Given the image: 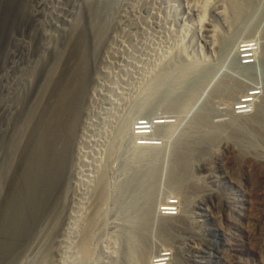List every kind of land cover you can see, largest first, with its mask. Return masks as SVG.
I'll return each instance as SVG.
<instances>
[{
    "label": "rangeland",
    "instance_id": "obj_1",
    "mask_svg": "<svg viewBox=\"0 0 264 264\" xmlns=\"http://www.w3.org/2000/svg\"><path fill=\"white\" fill-rule=\"evenodd\" d=\"M228 1L0 0V264H152L162 252L173 254L169 264H264V178L249 162L231 164L221 146L264 156V127L254 121L264 119V0L240 19ZM242 47L253 57L246 66ZM182 68L183 84L165 83ZM191 83L200 88L180 110L172 101ZM250 87L259 98L237 103ZM57 101L70 116L64 133L57 120L50 125ZM199 115H207L208 140L175 189L174 148ZM167 116L176 129L168 142L158 139L164 157L147 215L143 186L132 189L135 201L122 190L146 169L131 159V139L158 133ZM103 171L109 194L89 224Z\"/></svg>",
    "mask_w": 264,
    "mask_h": 264
},
{
    "label": "bare ground",
    "instance_id": "obj_2",
    "mask_svg": "<svg viewBox=\"0 0 264 264\" xmlns=\"http://www.w3.org/2000/svg\"><path fill=\"white\" fill-rule=\"evenodd\" d=\"M211 1V0H210ZM227 1V0H226ZM224 2V1H223ZM259 2V0H229L228 1V3L229 4H226V5H228L229 6V9L230 10H228V11H230L231 12V14H232V16L233 17H235V18H239V17H241L246 11H249L250 9H252L253 7H254V5L256 4V3H258ZM211 3V2H210ZM227 3V2H226ZM203 5H205V3L203 4ZM207 6H208V4H206ZM206 6V7H207ZM257 7V6H256ZM201 9H204V7H200ZM199 8H197V10H198ZM225 9H227L226 7H225ZM256 9V8H255ZM205 10H206V8L203 10L204 12H205ZM199 12V11H198ZM201 12V11H200ZM254 12H255V10H254ZM254 12H251V13H253L254 14ZM252 14V15H253ZM198 15V14H197ZM250 15V14H249ZM232 16H231V18H232ZM243 17V16H242ZM227 18V17H226ZM240 19V18H239ZM233 20H234V18H233ZM210 29V28H209ZM214 30V29H213ZM203 32V31H202ZM209 32H212V31H210L209 30ZM208 32V33H209ZM202 34V33H201ZM211 34V33H210ZM209 34V35H210ZM204 35V37H205V34H203ZM208 35V37L210 38V36ZM214 37V36H213ZM209 38H207L208 40H209ZM212 38V37H211ZM211 38H210V41H211ZM214 39V38H213ZM206 40V39H205ZM213 42V41H212ZM211 42V43H212ZM211 43H209L210 45H211ZM208 47V46H207ZM228 48V47H227ZM233 48V47H232ZM240 48V47H239ZM229 49L230 48H228L227 50L229 51ZM233 50H234V48H233ZM239 52V51H238ZM240 52H241V55H240V58H241V60H243V58H246V60H245V62H249V61H251V57H252V55L250 54V53H247V52H249V47H242L241 49H240ZM81 55V54H80ZM239 56V55H238ZM241 56H245V57H241ZM241 62V64H242V62L243 61H240ZM82 63H83V61H82ZM172 63V62H171ZM170 63V64H171ZM80 64V63H79ZM190 63L188 62V63H186V65H189ZM192 64V63H191ZM245 64H247V63H244L243 65H245ZM82 65V64H81ZM20 67H22V66H20ZM84 68V67H83ZM21 69V68H20ZM171 69V68H170ZM180 69V68H179ZM173 70H174V68H173ZM190 70V69H189ZM192 70V72H193V68L191 69ZM255 70V69H254ZM175 71H177V70H175ZM207 71V70H206ZM191 71H190V74L192 73ZM173 73V72H172ZM188 73V70L186 69V68H182L181 69V71H178V73H176V76H174L173 77V75H171V76H168L169 77V80L171 79V80H173V78L175 79L177 76L179 77V80L178 79H176V80H173V82L171 81V82H169V81H166L165 79H166V74H165V76H164V78L165 79H163V77H161V76H158V78L156 79V80H158V85L159 86H161V84L164 82V80H165V83L166 84H168V85H170V86H172V88H174V86H179V84H181L183 81V79L185 78V77H187V74ZM211 73V72H210ZM169 74V73H168ZM167 74V75H168ZM187 74V75H186ZM209 74V73H208ZM159 75V74H158ZM194 75V74H193ZM190 77V76H189ZM188 78V77H187ZM168 79V78H167ZM193 79V78H192ZM67 80V79H66ZM69 80V79H68ZM155 80V79H154ZM76 81H78V80H76ZM182 81V82H181ZM224 81V80H223ZM231 81V80H230ZM156 82V81H155ZM226 83H227V80H226ZM183 84V83H182ZM194 84V83H193ZM193 84L191 83L190 84V88H189V90L187 91L186 90V92L184 93V94H182V95H180V96H177V98H175L174 97V99L175 100H173L172 102H174V103H177L178 104V106H179V108H180V110L181 109H184V108H186L187 106H189L190 105V102L192 101V99H193V96L195 95V90H194V88H200V87H198V86H195L194 85V87H193ZM196 85L198 84V83H195ZM201 84V83H200ZM224 84H225V82H223L222 83V86H224ZM237 84V83H236ZM155 85V84H154ZM235 84H232V86H234ZM185 86V85H184ZM238 87V86H237ZM240 87V86H239ZM244 87V86H243ZM152 88V87H151ZM161 88V87H160ZM181 88V87H180ZM186 88H187V86H186ZM16 89V88H15ZM162 89V88H161ZM235 89V88H234ZM260 89V88H259ZM20 90V89H19ZM79 90H81L80 88H79ZM147 90V89H146ZM149 90H151V89H149ZM16 91H18V90H16ZM82 91H83V89H82ZM198 91V90H197ZM221 91V90H220ZM262 91V90H261ZM0 92H1V90H0ZM24 92V91H23ZM76 92V91H75ZM157 92V91H156ZM159 92V91H158ZM181 92V91H180ZM2 93H4V92H2ZM18 93V92H17ZM81 93V92H80ZM151 93V92H150ZM243 93V92H242ZM67 94V93H66ZM75 94V93H74ZM153 94V93H152ZM152 94H150L151 95V97H152ZM157 94V93H156ZM160 94L162 95V91L160 92ZM224 94V93H223ZM258 94H261L260 93V91L256 88V87H250V88H246V90L244 91V93L243 94H239V98H238V100H237V103H239L240 105H242L243 103H251V101H253L254 99H256L258 96ZM7 95V94H6ZM83 96L85 95L84 93L82 94ZM149 95V96H150ZM163 95H164V98L165 97H168L167 96V94L166 93H163ZM1 96V95H0ZM69 96V95H68ZM229 96H230V94H229ZM71 97V96H70ZM69 97V98H70ZM2 98V97H1ZM63 98H65V96H63ZM67 98V97H66ZM69 98H67V99H69ZM79 98V101H81V99H80V97H78ZM150 98V97H149ZM153 98H155V97H153ZM152 98V101L153 100H155V99H153ZM163 98V99H164ZM259 98V97H258ZM7 99H9V98H7ZM71 99V98H70ZM165 99H167V98H165ZM71 100H73V99H71ZM84 100V99H83ZM168 100V99H167ZM21 101V100H20ZM64 101H66V100H64ZM67 101H70V100H67ZM79 101H78V103H79ZM228 101V100H227ZM58 102V101H57ZM74 102H75V100H74ZM151 102V101H150ZM150 102H149V104H150ZM254 102V101H253ZM58 103H60L59 104V106H58V111L56 110H53L52 111V113H51V118H50V125H51V122H52V120H57L58 121V123L60 124V126H61V131L64 133L65 132V130L67 129V125H66V121L67 120H69L70 119V116H68L67 118H66V112H65V110H64V106H63V103H61V102H58ZM171 103V102H170ZM69 104V103H68ZM147 104H148V102H147ZM73 105V107H74V105L75 104H72ZM146 105V104H145ZM147 106V105H146ZM145 106V107H146ZM176 106V105H175ZM79 107H80V103H79V105H78V109H79ZM244 107V106H243ZM259 107V106H258ZM76 108V107H75ZM229 108V107H228ZM180 110H178V111H180ZM231 110V109H230ZM77 111H79V110H77ZM235 111V110H234ZM252 111V110H251ZM50 113V112H49ZM69 113V112H68ZM75 113H76V110H75ZM80 113H81V111H80ZM181 113H183V112H181ZM207 113V112H206ZM206 113H204V114H206ZM74 114V113H73ZM72 114V115H73ZM179 114V113H178ZM69 115H70V113H69ZM79 115V114H78ZM250 115V114H249ZM255 115V114H254ZM256 115H257V113H256ZM207 116V115H206ZM206 116L205 115H199L198 117H196V119L194 120V122L192 123V126H191V129H190V132L188 133V132H186V134L188 133V135H187V137H181L180 138V140H178L177 142H176V146L175 147H177L176 149L174 148V150H176L175 151V153L172 155L173 156V164H172V162H171V164H172V179H171V185H172V187H175V189L176 188H178V187H180L184 182H186V180H189L190 179V177L192 176L191 175V165H192V163H193V161H194V159H195V150H196V147H198L204 140H208V136H204V132L209 128V124L207 123V118H206ZM79 117V116H78ZM170 117L171 116H167V118L168 119H162L163 121H162V123L161 122H159V123H161L162 125H160V127H162V129L160 130V129H158L159 131H158V133L155 131V133H151L150 132V135H146V133L145 134H141V133H138V135H135V136H133L132 137V139H131V141H132V152H131V156H132V158L131 159H134L135 160V162H136V164L137 163H139V165L140 164H144L145 165V170L140 174L141 175V178H140V180H139V183H137V184H135V185H133L132 186V180H130L129 182H127L124 186H123V188H122V190L124 191V192H127L126 194H129L130 195V197H132V199L135 201V199H136V196H135V193L132 191V189H137V188H139L140 186L142 187L143 186V191L141 192V194H137L138 195V199H140V202H141V200H142V205H143V207H142V209L144 208V210L146 211V214L148 215L149 213H151V211H150V208H151V205H152V194H153V192H154V186H155V184H156V182H157V178H158V175H159V172H160V169L159 168H161L160 166H158L159 164V162H160V160H161V158H163L164 156H163V150L161 151L160 150V147H162V146H159L160 144H161V141H159L158 139H168L170 136H171V134H173V132H174V130L176 129V124H173L175 121H173L172 119H170ZM80 118V117H79ZM78 118V119H79ZM77 119V118H76ZM75 119V120H76ZM154 119V118H153ZM155 119H158V118H155ZM154 119V120H155ZM152 120V119H151ZM159 121V120H158ZM161 121V120H160ZM255 122H260L261 124H262V126L264 127V119L262 118V116H261V114H260V116L258 115V116H256V118H255V120H254ZM146 122V121H145ZM149 122H150V120H149ZM152 122H153V120H152ZM157 123V122H156ZM158 123V124H159ZM260 123H259V125H260ZM74 124V123H73ZM153 124V123H152ZM151 124V125H152ZM66 125V126H65ZM70 125H71V123H70ZM143 125H140V126H138L139 127V129H140V127H142ZM159 126V125H158ZM250 126V125H249ZM155 127V126H154ZM248 127V126H247ZM262 127V128H263ZM70 128H73V127H70ZM156 129V128H155ZM154 129V130H155ZM261 129V128H260ZM68 131V130H67ZM249 134H253V135H260V133L262 132H260L258 129H256V128H254V127H250L249 128ZM214 133V132H213ZM185 134V135H186ZM203 134V135H202ZM140 135H143V136H140ZM236 135V134H235ZM237 135H239V133L237 134ZM236 135V136H237ZM241 135V134H240ZM182 136V135H181ZM184 136V135H183ZM235 136V137H236ZM130 137V136H129ZM128 137V138H129ZM240 136H238V138H239ZM245 137V136H244ZM212 139H213V137H211ZM216 138V137H215ZM263 138V137H262ZM177 140V139H176ZM206 140V141H207ZM167 141V140H166ZM210 141V140H209ZM218 141V140H217ZM118 141L116 140V143H117ZM168 142V141H167ZM213 143V142H212ZM227 143V142H226ZM116 145V144H115ZM159 146V147H158ZM209 146V145H208ZM221 146H223V150L224 151H226L227 153H228V155L227 156H229L228 157V161L231 163V164H239V163H242V165H243V163L245 164V162L247 163V162H249V164H250V167H248V169H250V168H252V170L254 169V171H256V172H258L259 174H261L262 175V179L264 178V156H249L248 154H246V153H244V152H242V151H239V150H237L235 147H233V146H230V144H223V145H221ZM167 147V146H166ZM164 148H165V146H164ZM210 149V148H209ZM29 150H31V149H29ZM26 151V150H25ZM225 153V152H224ZM226 154V153H225ZM147 160H150V161H147ZM147 162V163H145V162ZM149 163V164H148ZM161 163V162H160ZM136 164H134L133 163V165H136ZM249 164H248V166H249ZM14 165V164H13ZM12 166V165H11ZM234 166V165H233ZM136 167V166H135ZM235 167H236V165H235ZM247 167V166H246ZM137 168V167H136ZM139 168V167H138ZM138 168H137V170L136 171H134V175H137L138 173H137V171H138ZM171 168V167H170ZM144 169V168H143ZM204 169H207V167H205L204 166ZM247 169V168H246ZM140 170V169H139ZM252 170H248V171H252ZM140 171H142V169L140 170ZM254 171H253V173H254ZM171 172V171H170ZM11 173V172H10ZM252 173V174H253ZM16 174V173H15ZM99 174V173H98ZM100 178L98 179V182H97V185H96V188H95V190H94V192H96V194L93 196L94 198H93V210H95V212H94V214L90 217V219L88 220V222H89V224H92V223H94V222H96L95 220H96V218L97 217H95L96 215H100L101 214V212H102V208H101V205L103 204L102 202H104L105 200H106V198H107V196H108V194H109V189L110 188H108V183L109 182H107V178H106V173L103 171V172H100ZM171 174V173H170ZM11 176V175H10ZM9 176V177H10ZM13 176V175H12ZM171 178V177H170ZM259 178V177H258ZM2 179H4V178H2ZM249 179V178H248ZM7 180V179H6ZM9 181V180H8ZM15 181V180H14ZM5 182V181H4ZM261 183H259L258 185H257V188H258V191H261L260 192V196H262V199H261V201H262V206L264 207V179H263V181H260ZM3 183V182H2ZM6 183V182H5ZM7 185H10V183L9 184H7ZM13 186V185H12ZM253 186V185H252ZM9 187V186H8ZM7 187V188H8ZM198 187V186H197ZM0 188H3V187H1L0 186ZM9 188H11V187H9ZM9 188H8V192H9ZM253 188V187H252ZM0 190H2V189H0ZM3 191H4V189L2 190V192L1 193H3ZM5 191H7V190H5ZM5 191H4V193H5ZM263 195H262V194ZM8 194V193H7ZM94 194V193H93ZM6 195V194H5ZM208 195L212 198V199H216L221 205V207L223 206L224 207V209L225 210H227L228 208H230V206H231V202L229 203V201H230V199L229 198H226V199H224V200H220L221 199V197H220V195H218V193H216V192H214V191H210L209 193H208ZM11 197V196H10ZM8 198V197H7ZM6 198V199H7ZM225 198V197H224ZM187 200V199H186ZM249 203V202H248ZM261 204V203H260ZM129 205V204H128ZM189 205V204H188ZM130 206V205H129ZM175 206H177L178 207V205H175ZM250 206V205H249ZM171 207H173V206H171ZM176 207V208H177ZM140 208H141V206H140ZM184 208H185V206H184ZM2 209V208H1ZM91 209V208H90ZM3 211V210H2ZM99 212V213H96V212ZM150 211V212H149ZM0 212H1V210H0ZM149 212V213H148ZM174 212V211H173ZM173 212L171 213L172 215H174L173 214ZM175 213V212H174ZM177 213V212H176ZM163 214V213H162ZM142 215H144V214H142ZM160 215V214H159ZM165 215V214H164ZM163 215V216H164ZM175 215H177V214H175ZM261 215V214H260ZM140 216H141V214H140ZM167 217H165V222H168L169 220H172L173 218L169 215H166ZM179 216V215H178ZM177 216V217H178ZM180 216H182V217H186L187 215H185V214H182V215H180ZM101 216H99V218H100ZM105 218V217H104ZM146 218V217H145ZM161 218H162V216H161ZM181 218V217H180ZM258 218H260V217H258ZM161 220H163V219H161ZM185 220V219H184ZM187 220V219H186ZM100 221V220H99ZM102 221V220H101ZM100 221V222H101ZM247 221H249L248 219H247ZM261 221H264V218H263V216H262V219H261ZM99 222V223H100ZM163 222V221H162ZM260 222V221H259ZM258 222V223H259ZM87 223V222H86ZM97 223V222H96ZM168 223H170V222H168ZM181 223H182V221H181ZM262 223H264V222H262ZM95 224V223H94ZM102 224V223H101ZM104 224V223H103ZM99 225V224H98ZM85 226V225H84ZM97 225H95V227H96ZM99 227V226H98ZM162 227L164 228V229H167V228H169V226H168V224H166V223H164L163 225H162ZM86 228V227H85ZM94 228V227H93ZM84 229V228H83ZM88 230V229H87ZM86 230V231H87ZM90 230H92V229H90ZM98 230V229H97ZM249 230V229H248ZM248 232V235H250V232L249 231H247ZM85 233H87V232H85ZM85 233H84V235H85ZM89 233H91V232H89ZM98 233V232H97ZM88 236H90V235H88ZM251 236V235H250ZM84 239V238H83ZM83 243V242H82ZM84 244V243H83ZM92 244V243H91ZM87 246V245H86ZM233 247V248H232ZM228 249L227 250H234V246H232V245H228V247H227ZM165 251V250H164ZM135 255V254H134ZM228 255V254H227ZM172 258H173V254H171V253H166V252H162L159 256H158V258H156L155 260H152V264H169V261L170 260H172ZM141 259V258H140ZM178 260V259H177ZM143 262V261H142ZM177 263V262H176ZM135 264V263H134ZM179 264H180V262H179Z\"/></svg>",
    "mask_w": 264,
    "mask_h": 264
},
{
    "label": "built area",
    "instance_id": "obj_3",
    "mask_svg": "<svg viewBox=\"0 0 264 264\" xmlns=\"http://www.w3.org/2000/svg\"><path fill=\"white\" fill-rule=\"evenodd\" d=\"M241 57H245V56H241ZM245 60H246V58H243V60H241V61H243L242 64L247 63V64H245L244 66H246V65H248L249 63L253 62V61H252V60H253V57H251V61H249V62H245ZM239 106H240V105H239ZM239 106L236 107V109H235V110L238 111V112L240 111V109L243 108L242 106H240V107H239ZM246 109H247V108H246ZM244 111H245V110H244ZM137 135H138V134H137ZM140 136H143V135H140Z\"/></svg>",
    "mask_w": 264,
    "mask_h": 264
}]
</instances>
